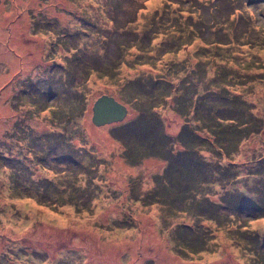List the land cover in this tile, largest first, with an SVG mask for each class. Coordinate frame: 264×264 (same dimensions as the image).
I'll return each mask as SVG.
<instances>
[{"label":"rangeland","instance_id":"1","mask_svg":"<svg viewBox=\"0 0 264 264\" xmlns=\"http://www.w3.org/2000/svg\"><path fill=\"white\" fill-rule=\"evenodd\" d=\"M0 264H264V0H0Z\"/></svg>","mask_w":264,"mask_h":264},{"label":"water","instance_id":"2","mask_svg":"<svg viewBox=\"0 0 264 264\" xmlns=\"http://www.w3.org/2000/svg\"><path fill=\"white\" fill-rule=\"evenodd\" d=\"M128 114V108L116 98L104 95L93 106L92 122L96 126L122 122Z\"/></svg>","mask_w":264,"mask_h":264},{"label":"flooded vegetation","instance_id":"3","mask_svg":"<svg viewBox=\"0 0 264 264\" xmlns=\"http://www.w3.org/2000/svg\"><path fill=\"white\" fill-rule=\"evenodd\" d=\"M74 64H75V60H74ZM68 74L70 75V76H72V70H71V68H70V66H69V64H68ZM68 85H73V84H71V83H68ZM18 95V94H17Z\"/></svg>","mask_w":264,"mask_h":264},{"label":"trees","instance_id":"4","mask_svg":"<svg viewBox=\"0 0 264 264\" xmlns=\"http://www.w3.org/2000/svg\"><path fill=\"white\" fill-rule=\"evenodd\" d=\"M226 120H232V119H226ZM235 120V119H234ZM222 121H220V123H221Z\"/></svg>","mask_w":264,"mask_h":264}]
</instances>
